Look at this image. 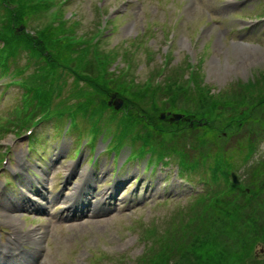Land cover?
Listing matches in <instances>:
<instances>
[{
    "label": "rangeland",
    "instance_id": "1",
    "mask_svg": "<svg viewBox=\"0 0 264 264\" xmlns=\"http://www.w3.org/2000/svg\"><path fill=\"white\" fill-rule=\"evenodd\" d=\"M125 1L102 0L101 3L100 0H71L66 4L64 14L68 18L71 17L70 14L73 11L76 16L71 18L73 19L71 23L67 21L66 26L74 34L83 35L87 40L92 32L96 34L98 25L102 24L101 16L103 14L110 11L115 16L113 21L115 29L107 28L104 32V40L98 42V50L101 51L103 58H108V60L114 58L112 59L113 66L120 64L121 67H127L129 65L132 81L138 88L145 91L144 94L147 93L149 99L151 98L149 92L153 91L155 94L156 89L155 97L151 98L159 109L155 115L167 110L168 112L190 114L189 119L183 122L184 124L178 125V128L174 129L176 134H180L178 138L175 133L173 134L179 149L186 148L188 142H197L200 138L206 139V143H202L201 149L204 146L208 149L216 148L219 145L217 143H220L224 148H233L238 147L239 142L246 140L247 137L251 138L256 133L257 135L261 134L262 124H264V104L262 102L264 100V20L260 18H264V0H244L242 4L246 5H243L239 10L235 9L236 11H233L234 8L224 7L227 4L222 0H197L195 7H190L188 3L185 6L184 2L183 16L180 22L178 21L175 34L171 38L168 36L171 19L169 16H171L177 0H144L123 11ZM98 4L102 7L101 12L97 10L96 5ZM163 5L171 7L170 15L163 11ZM220 6L224 8H220ZM189 9L192 10L189 11ZM203 9H209L211 12L213 10L212 18H216V24H211L206 29H204V25L208 20ZM46 16L42 14L34 21H27L26 30L33 32L34 27L43 24L40 22ZM240 25H249V30L235 31L240 28ZM135 34L138 35L136 41L139 42V45L137 42L131 44V39L127 40ZM196 36L198 39L194 43L193 40ZM167 39L172 42V44L170 42V46L165 44ZM181 39L187 41L186 46L181 43ZM218 39L220 40L219 45ZM240 47L242 48L240 49ZM125 49L129 52L124 51ZM166 54L170 57L167 59L169 66L163 71L164 73L159 75L160 73L157 72ZM213 57L217 58L222 66L225 61L231 66L226 69V73H221L220 78L209 72L210 61ZM125 59L129 62H123ZM19 60V67L27 62L26 52L22 53ZM10 68L12 67L10 66ZM32 69L29 67L25 72H31ZM66 78L68 83L72 82L71 76ZM161 86L162 90H160ZM189 86L192 89L185 93ZM12 92L11 89L9 94ZM130 93L133 96L131 91ZM125 94L128 95V92ZM63 95L65 94L62 93ZM237 99L241 100L234 102ZM3 101L5 105L2 109L8 115V118L2 120L3 122L23 116V110L12 109L13 105L17 103L16 98L8 95V99L5 97ZM106 111L110 112V110ZM106 115L107 113L101 120L100 126L102 127H105ZM240 115H243L241 117L244 119H241ZM77 118L78 120H73L67 131L65 129L68 121L66 122L63 133H72L77 138L85 136L86 126L90 123H84L82 116H77ZM67 119V114H64L62 120L66 121ZM57 121L60 125V121ZM167 121H165V125L166 127L171 126L170 131H172L173 124ZM46 130V128H41L43 133ZM19 133L20 131L4 132L3 134L0 132V156L5 154L6 145L7 149L12 151L9 152L10 155L24 150L25 146L21 138L14 140L15 144L12 148L8 147V143L14 138V135ZM66 139L69 141L68 138ZM67 141L63 142V155L60 163L56 166L55 175L59 171L64 174V168L71 157V155H67ZM125 141L114 139L111 142L113 148L111 151H114L119 142ZM258 142L255 150L257 153L254 154L256 158L264 156V135L259 137ZM51 143L57 145L59 137L54 138ZM61 143L62 140L59 144ZM56 150L55 148L54 152ZM141 150V146L138 144L132 152L140 154ZM143 150H147V148H143ZM126 151L124 149L122 154L125 155ZM191 152L195 156L197 155V150ZM196 158L199 159V156ZM128 163H130L129 160ZM149 163L151 167L155 165L154 160H150ZM175 169L176 167L173 166L170 176L176 174ZM238 173L240 176L241 170ZM111 176L105 174L99 183V189L110 187ZM164 176L165 173L161 174L159 180ZM121 177L123 179L119 183L121 187L118 195L122 197L123 202L131 203V196L134 195H130L132 186L137 189L138 184L133 185L131 177L124 170ZM140 180L143 182L142 179ZM159 180H155V178L151 180V187L155 190L161 187ZM193 183L196 185L190 187L186 183L178 184L171 180V184L165 189L171 195L169 205L159 206L157 209L152 204L157 199L153 195L149 198L150 203L143 205L142 208L135 209L133 207V211L122 214L116 212L101 221L93 219L94 221L91 220L76 227L59 222L44 223L43 227H46L48 234L43 242L40 264H116L117 262L113 259L116 253H125L126 262L134 259L135 264H150L155 260L154 258L160 260L164 257H168V259L157 261L158 264H229L236 253H240V255L231 264H264V254L260 252V246L264 245V235L262 237L254 235L253 237L250 232L254 225V227H261L264 233V210H253L250 213V204L243 205V201L239 198L236 203L242 205L239 210L243 212L239 213V216H232L233 213H228L225 217L218 218L215 223L210 224V227L207 222L203 227V225L190 220L183 224H181L183 221H180L165 229L166 231L161 237V241L164 242L162 246L159 247L160 242L157 241L156 247L153 245L144 250L145 242L148 240H143V236L139 234L146 232V227L152 223L157 226L158 230H161L167 221L173 218L176 205L184 206L193 202L194 199L190 201V194L199 188L203 189L199 182ZM207 184L208 187L213 185L210 181H207ZM249 199L251 202L256 201V197L252 195ZM233 206L235 212L234 203ZM97 209L100 210V205L97 206ZM212 225L214 226L211 228ZM206 227L208 230H205ZM228 229L230 230L228 231ZM173 231L174 235H172ZM194 233L199 235L194 236ZM91 254L93 257L91 256L89 259ZM98 256H102L103 259L99 260ZM114 258L116 257L114 256Z\"/></svg>",
    "mask_w": 264,
    "mask_h": 264
},
{
    "label": "trees",
    "instance_id": "2",
    "mask_svg": "<svg viewBox=\"0 0 264 264\" xmlns=\"http://www.w3.org/2000/svg\"><path fill=\"white\" fill-rule=\"evenodd\" d=\"M47 29L48 30H47L46 40L43 43L44 48H47L50 50L51 55L55 57V60L60 65L78 63L77 65L78 77L81 78L85 82L91 81L96 85L98 89V93L100 95V100H102V103H103L101 106L102 108L106 106V100L108 98V94L111 91H116L117 94L125 98L128 105L136 107L133 112L134 117H137L139 120L144 122L146 125L154 127V130L157 133L161 131L163 122L154 121L153 117L150 114H148L149 109L147 110L145 107H139V106H148L149 102L146 100V96L144 94L145 91L141 90L140 88L136 86V84L132 81V77H129L128 79L121 77L122 78L121 79L119 78L120 77L119 76L114 82L111 79H107L108 77H111L110 74L108 73L109 71L107 72L106 68L99 69L100 66H98V62L102 64L105 63L104 59L102 58V55H99V53L92 51L88 45H83L80 42L71 41L70 43H66V40H63V41L58 40V37L62 35L60 28H57V27L53 28L51 25H49ZM20 45H21V42L20 44L19 42L15 44V48H16V50H14L15 54L17 53L18 47H20ZM103 71H105V73H103ZM123 82L124 84H122ZM189 89L190 88H187L185 93ZM160 90H162V86ZM130 91L132 92L133 96L131 95ZM125 92H128V95L125 94ZM239 100L241 99L234 100V102L239 101ZM262 102L264 104V100ZM114 113H116V111H114ZM241 116L243 115H240V117ZM241 119H244V118L241 117ZM173 125L175 126V123H173ZM206 128L210 129L209 127H206ZM215 132L216 130L214 131V133ZM246 145L247 144H245L239 150L243 151L244 149H246ZM239 150L235 149V152ZM205 156L206 157H204V160L208 161L213 155L212 153L211 154L207 153ZM227 160H229V157H227ZM231 161H232V158H231ZM258 161H256V163L252 166L250 173H252L253 170L255 172L258 170V165H259ZM260 174L261 172L259 171L257 174H254V177H257V175H260ZM244 186L249 188V185L247 183H244ZM232 191H234V198L238 197L239 194H240V198L248 197V194L243 192V186H241L240 188H234ZM249 193L252 194V196L256 197V199H260L263 197L261 196L260 198H258L259 190L251 189ZM225 200L226 199L216 200L207 207L200 205L202 207H197L191 210L184 217V219L189 217L191 220H193V218H195L194 222L199 223L200 225H203V227L206 226V222H207L208 226L210 227V224L215 223V221L218 218L225 217V215H228V213H233L232 216H239V213H243L242 211L239 210L240 208H242V205H239L236 202H232V201L228 202ZM262 201L263 199L257 201V204L261 205ZM231 203H234V205L236 206L235 212L233 210L234 206ZM184 219H182V221ZM179 222L180 221H178V223ZM185 222H182L181 224ZM214 225H212L211 228ZM205 230H208V228L206 227ZM229 230L230 229H228V231ZM236 256L237 255H235V257ZM163 259L164 258L160 260L162 261ZM167 259L168 257L166 258V260ZM160 260H158V262H160Z\"/></svg>",
    "mask_w": 264,
    "mask_h": 264
},
{
    "label": "bare ground",
    "instance_id": "3",
    "mask_svg": "<svg viewBox=\"0 0 264 264\" xmlns=\"http://www.w3.org/2000/svg\"><path fill=\"white\" fill-rule=\"evenodd\" d=\"M191 10V9H190ZM219 39L217 40V43H218V45H219ZM181 43L183 44V45H185L186 46V44H187V41L186 40H184V39H181ZM242 47H240V49H241ZM231 66L227 63V61H225V64H224V66H222L221 64H220V62L218 61V59L217 58H212L211 59V61H210V67H209V72L210 73H212L213 75H215V76H218L219 78H220V76H221V73H226V69L227 68H230ZM127 121V119H123L122 120V122L121 123H127L126 122ZM88 183H90V181H88ZM19 224V223H18Z\"/></svg>",
    "mask_w": 264,
    "mask_h": 264
},
{
    "label": "flooded vegetation",
    "instance_id": "4",
    "mask_svg": "<svg viewBox=\"0 0 264 264\" xmlns=\"http://www.w3.org/2000/svg\"><path fill=\"white\" fill-rule=\"evenodd\" d=\"M260 252H261L262 254H264V245H263V246H260Z\"/></svg>",
    "mask_w": 264,
    "mask_h": 264
},
{
    "label": "water",
    "instance_id": "5",
    "mask_svg": "<svg viewBox=\"0 0 264 264\" xmlns=\"http://www.w3.org/2000/svg\"><path fill=\"white\" fill-rule=\"evenodd\" d=\"M234 181H236V180H235V177H234Z\"/></svg>",
    "mask_w": 264,
    "mask_h": 264
}]
</instances>
